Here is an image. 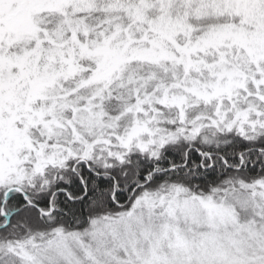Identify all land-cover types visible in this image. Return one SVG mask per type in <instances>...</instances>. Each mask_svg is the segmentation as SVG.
Listing matches in <instances>:
<instances>
[{"label":"snow or ice","instance_id":"6c2138e0","mask_svg":"<svg viewBox=\"0 0 264 264\" xmlns=\"http://www.w3.org/2000/svg\"><path fill=\"white\" fill-rule=\"evenodd\" d=\"M0 264H264V0H0Z\"/></svg>","mask_w":264,"mask_h":264}]
</instances>
